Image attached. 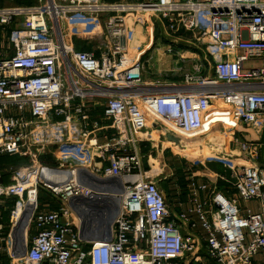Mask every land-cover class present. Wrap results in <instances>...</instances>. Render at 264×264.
I'll return each instance as SVG.
<instances>
[{"label":"built area","instance_id":"obj_1","mask_svg":"<svg viewBox=\"0 0 264 264\" xmlns=\"http://www.w3.org/2000/svg\"><path fill=\"white\" fill-rule=\"evenodd\" d=\"M124 1L0 6V155L26 159L12 172L0 164L8 264H264V0ZM142 13L204 47L203 74L196 67L177 83L144 77V50L129 44L131 21L149 27ZM84 19L101 25H92V49L78 50L71 32ZM171 40L165 52L178 62ZM252 126L254 138L244 132ZM160 128L193 140L231 135L218 143L225 173L212 183L191 174L175 206L143 168L141 139ZM216 180L231 187L221 191ZM39 186L53 202L39 206ZM30 195L24 253L14 256L12 228ZM98 196L119 199L111 236L84 240L70 199ZM12 197L6 224L2 199ZM240 199L257 209L240 208Z\"/></svg>","mask_w":264,"mask_h":264},{"label":"rangeland","instance_id":"obj_2","mask_svg":"<svg viewBox=\"0 0 264 264\" xmlns=\"http://www.w3.org/2000/svg\"><path fill=\"white\" fill-rule=\"evenodd\" d=\"M106 1H119V0H106ZM124 1V0H123ZM127 1V0H126ZM129 2H137V0H128ZM125 2V1H124ZM34 3V0H26L22 2H17V0H0V6H9V5H18V4H29ZM149 22V27L147 22L143 19L139 22L140 24H134L132 21L131 28L132 30L137 26L136 29H139V36L138 34L136 37H141L140 42H138L139 46L142 47L145 53L143 54V60H144V77L146 78H157L160 81H173V82H179L183 79V76L185 73H191L193 71H196L195 68H200V74H203V68L204 71L206 69L207 63L205 57V48L201 46H195L193 44V41L189 39L188 35L185 33L179 34V33H160L159 29L162 28L163 22L156 17H149V13L145 14L142 13ZM96 24V26L101 25V20L94 21L93 19H84L80 21V23L72 29L71 32V39L74 44V46L77 49H92L93 43H92V36H93V29L92 25ZM153 26V32H154V39L153 43L150 44V38H151V29ZM160 27V28H159ZM148 28H151L150 30ZM138 33V32H137ZM166 35L169 39H175L177 42L170 43L171 45L174 44L176 48H173L171 53L174 54L175 52H179L182 56L179 57L178 62L175 60L177 59V56H173L172 58H169L165 55H162V49H164V43H168V40L164 39V36ZM180 35V36H179ZM159 37V38H157ZM166 37V38H167ZM159 39V40H158ZM138 40V39H136ZM150 41V42H149ZM157 42V45H155ZM150 44V46H149ZM149 46V50H148ZM141 49V50H142ZM153 54V58H150L151 54ZM207 55V54H206ZM259 61L257 60H251L246 63V65H257ZM152 127H154L155 122H149ZM161 129V128H160ZM155 130L152 129V131L149 133L150 142L153 143L151 146L149 143H147V149L152 152V157L155 158V162L152 165H155L153 167H164L165 171L162 173H155L150 172L148 174H153L154 179H159L160 176L164 177L165 174H170L169 177L166 179L163 178L158 182L162 184L163 186H173V188L177 190H182L185 188L187 184L188 177L191 174H195L198 176L201 180L208 181L212 183L215 181V172L218 173H225L224 168L221 165L222 155H221V147H218V143H223V148L226 144H228L230 136L223 137L218 132H211L206 135L201 136L200 138L193 140V139H185L180 136H175L174 140H170L168 138V135L163 129L161 130ZM256 127L252 126L250 129L245 130L244 132L246 134L251 133V137L256 136ZM254 132V133H253ZM166 133V134H165ZM228 135V133H226ZM244 134V133H243ZM254 134V135H253ZM143 137L146 136V133L142 134ZM258 135V134H257ZM259 136V135H258ZM249 137V136H248ZM145 138V137H144ZM147 140V139H145ZM193 141V142H191ZM260 142L262 145L261 148V163L264 164V130L263 133L260 136ZM164 147H166L164 149ZM165 152L164 150L169 151L168 155L169 158L164 159L161 158L162 152ZM223 150V149H222ZM172 152H175L171 155ZM228 151V150H226ZM26 162V159L17 155H8V154H1L0 155V164L3 166H6L7 168H10V171L19 165ZM144 168V166H143ZM159 171V170H157ZM7 175L4 177V182H6L9 178L10 172L6 173ZM171 182V183H169ZM216 183L219 184V189L222 191L223 188H226L225 186L231 187V185L225 183L221 180H216ZM230 195L235 196V191L230 190ZM15 197L8 198L6 200L2 199L3 201L7 202V210L12 208V205L10 203L14 202ZM50 201L53 202V199L48 196V194L45 192V190L39 186L38 188V204L41 207V205L46 202ZM246 205H249L253 208L256 207V202L251 201L246 203L243 200H239V207L243 208ZM6 210V211H7ZM4 213V212H3ZM7 216V215H5ZM4 223L8 224V221ZM8 227L5 228V232L8 231ZM30 235L29 231L26 233V237ZM3 242H0V264H8L6 258V253L3 252ZM202 253V252H201ZM6 260V261H5ZM257 260V259H256ZM252 261V264H262L261 262L258 263V260Z\"/></svg>","mask_w":264,"mask_h":264},{"label":"water","instance_id":"obj_3","mask_svg":"<svg viewBox=\"0 0 264 264\" xmlns=\"http://www.w3.org/2000/svg\"><path fill=\"white\" fill-rule=\"evenodd\" d=\"M168 138L176 141V139L170 135ZM82 170V169H80ZM105 181V180H101ZM81 201L87 211H80L74 205L75 200ZM70 204L74 211L76 212L80 224H79V235L84 240H108L111 236V226L113 219L119 210V199L117 197L111 198L108 196H98L94 198H81L76 197L70 199ZM21 225L24 223L16 222L15 226L12 228V238L13 244L18 246L20 249L16 250L14 256H21L24 253L23 241L18 242V233L21 230ZM18 226V227H17ZM102 232V233H101Z\"/></svg>","mask_w":264,"mask_h":264},{"label":"crops","instance_id":"obj_4","mask_svg":"<svg viewBox=\"0 0 264 264\" xmlns=\"http://www.w3.org/2000/svg\"><path fill=\"white\" fill-rule=\"evenodd\" d=\"M160 28V27H159ZM153 26H152V31H151V38H150V44L151 43H153V39H154V32H153ZM159 31H160V33H164L163 32V27L161 28V29H159ZM164 36V39L165 40H168L169 42L170 41H172L171 40V38L169 39L166 35H163ZM167 37V38H166ZM157 38H159V37H157ZM159 40V39H158ZM156 44L155 45H157V42H155ZM150 44H149V46H150ZM167 44L166 43H164V46H166ZM149 46H148V50H149ZM174 46V45H173ZM176 48V47H175ZM165 49H166V47H164V49H162V55H165V56H167V57H169V58H171V54H169V53H167V52H165ZM145 51V50H144ZM144 53V52H143ZM150 54H151V52H150ZM144 55H145V53H144ZM150 58H153V54H151V56H150ZM159 130V129H158ZM161 130V129H160ZM144 132H140L139 133V136H141V137H143V134ZM147 139V138H146ZM171 140V139H170ZM149 139H147V140H145V138H142L141 139V142H140V150H141V153L144 155V159H143V166H144V169H146V170H148V169H150V168H152L153 166H155V165H152L154 162H155V158L154 157H152V152L150 151V150H146L148 147L146 146L147 145V143H149ZM151 146L153 145V143L152 142H150L149 143ZM166 147H164V149H165ZM165 152H163V150H161V152H162V154H160L161 155V158H164V159H167V158H169L168 157V155H166V154H169V151H167V150H164ZM171 155H173L174 154V156H175V152H172L171 151ZM154 161V162H153ZM7 168V167H6ZM160 168V172L162 173L163 171H165V169H164V167H159ZM169 175L170 174H165V176L164 177H162V176H160V178L159 179H157V181H160L161 179H163V178H167V177H169ZM169 183H171V182H169ZM159 186L165 191V193H166V195H167V197H168V200H169V202H170V204L171 205H176V203H177V201L178 200H185V189L182 191V190H177V189H175V188H173V186H171V184H169V186L167 185V186H163L162 184H160L159 183ZM183 192H184V195H183ZM246 206H249V205H246ZM245 206V207H246ZM249 207H251V206H249ZM253 210H256L257 209V204H256V207L255 208H253V207H251Z\"/></svg>","mask_w":264,"mask_h":264},{"label":"bare ground","instance_id":"obj_5","mask_svg":"<svg viewBox=\"0 0 264 264\" xmlns=\"http://www.w3.org/2000/svg\"><path fill=\"white\" fill-rule=\"evenodd\" d=\"M136 28H137V26L133 29V34H132V37H131L130 42H129L130 46L137 45V44H139L138 42H140L141 37L140 38L136 37V35L138 34L139 36H141V34H139V29H136ZM136 39H138V40H136ZM217 120H219V118H217V116H215V118L212 120V122H215ZM222 136L223 137H227V136H229V134L227 135L226 133H223ZM242 138H244V135H242ZM196 141H198V140H196ZM191 142H193V141H191ZM214 145H217L218 147H221V146H219V144H214ZM155 170H160V168L159 167H152L151 173L154 172ZM31 199H32V195H30V197L27 200V202L25 201L24 207H22V205H21V207H18V210H17V213H18V215H17L18 226H19L20 223H24V221H26L25 213L27 212V210L30 207V204L32 202ZM20 227H21V230H20V232L17 235L18 236V242H22L23 238H24V235H25L24 231H23L24 226L21 225Z\"/></svg>","mask_w":264,"mask_h":264},{"label":"trees","instance_id":"obj_6","mask_svg":"<svg viewBox=\"0 0 264 264\" xmlns=\"http://www.w3.org/2000/svg\"><path fill=\"white\" fill-rule=\"evenodd\" d=\"M22 1H26V0H17V2H22ZM30 4V3H29ZM77 49V48H76ZM79 50V49H78ZM81 50V49H80ZM83 50H88V49H83ZM185 188H183V190H184ZM183 195H184V192H183ZM11 205L13 204V203H10ZM5 215H7V216H5ZM3 221H5V222H7L8 221V210L7 211H5L4 213H3ZM6 258H7V256H6ZM8 259V258H7ZM6 261V260H5ZM7 262H8V260H7Z\"/></svg>","mask_w":264,"mask_h":264}]
</instances>
